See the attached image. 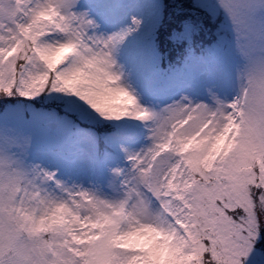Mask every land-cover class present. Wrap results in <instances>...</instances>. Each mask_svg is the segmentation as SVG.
<instances>
[{"label":"snow or ice","instance_id":"1","mask_svg":"<svg viewBox=\"0 0 264 264\" xmlns=\"http://www.w3.org/2000/svg\"><path fill=\"white\" fill-rule=\"evenodd\" d=\"M0 0V264H264V0Z\"/></svg>","mask_w":264,"mask_h":264},{"label":"rangeland","instance_id":"2","mask_svg":"<svg viewBox=\"0 0 264 264\" xmlns=\"http://www.w3.org/2000/svg\"><path fill=\"white\" fill-rule=\"evenodd\" d=\"M128 12L148 16L153 6V0H127Z\"/></svg>","mask_w":264,"mask_h":264}]
</instances>
